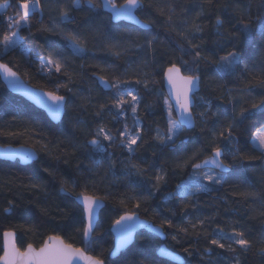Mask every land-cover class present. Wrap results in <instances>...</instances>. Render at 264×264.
I'll list each match as a JSON object with an SVG mask.
<instances>
[{"label":"trees","instance_id":"obj_1","mask_svg":"<svg viewBox=\"0 0 264 264\" xmlns=\"http://www.w3.org/2000/svg\"><path fill=\"white\" fill-rule=\"evenodd\" d=\"M5 3L8 7L4 14L10 13L14 16L17 11V0H0V5ZM41 3L44 6L43 20L40 19V13L35 12L31 16L30 23L18 30L19 36L23 37L18 45L6 50L3 43H0V61L30 86L64 96L66 112L57 124H53L42 111L9 93L0 82V131L13 133L11 136L0 135V145L28 146L37 154V159L28 165H20L17 161L0 160V254L1 234L5 231H13L19 249L29 244L37 248L47 237L59 236L64 243L83 249L89 255L103 258L105 264H129L133 258L139 260L143 257H147L149 264H173L156 256V250L161 242L143 231L136 234L133 243L118 257L109 258L112 246L109 232L111 224L121 214L133 211L153 225H160L165 220L172 222V228L165 226L163 229L164 244L182 258L183 264H208V261L218 260L220 264H232L233 254L228 251L212 246L213 250L210 253L204 252L209 246L207 241L216 238L212 233L218 227L224 228L225 232H230L232 227L242 229L247 233V238L254 242L264 238L262 218L258 216L252 218L256 215L250 211V206H254L252 201L246 202L236 195L244 190L264 194V157L236 163L234 165L236 171L226 178V183L211 185L210 191L200 193L195 198L182 199L176 195L174 199H168L169 196L178 193L177 185L185 182L193 172L190 165L183 169L177 167L174 162L176 157L185 153L190 155L194 148L206 145L211 139L213 128L219 130L231 119L234 111L239 112L241 106L249 107L252 98L258 99L264 95V89L254 88L252 97L247 98L249 103H244L240 90L244 88L246 80L241 79L239 71L235 75H226L220 79L215 76L213 65H201L202 79L200 90L196 95L211 100L212 108L208 110L205 122L197 118V126L192 130L184 131L180 137L184 143L178 142L175 145L176 151L164 149L161 152L152 141L157 127L161 131L166 130L165 96L162 91L163 71L160 70L159 74L152 77L157 81L152 85L154 91L141 89L143 102L138 106L137 116L140 119V127L145 132L146 143L137 151L132 162L142 168L152 164L148 176H154L160 168H164L167 173L165 182H162L159 190L154 191L150 197L147 191H134L123 179L124 165L120 162L128 160L126 150L115 145L107 148V152L114 153L113 159L117 161L116 175L113 176L108 171L107 163L93 164L88 155V151L91 150L86 151L83 147L86 137L81 132V129L87 131L88 128H95L101 122L99 119H94L93 113L99 103L109 101L116 91L112 88L106 91L99 87L95 77L104 76L109 83L135 79L138 78L137 66H142L146 60L151 61L153 55L157 64L162 66H167L170 59L182 55L176 48L175 34L165 26L169 7L175 9L172 14L173 24H178L184 19L192 20L198 12L201 13L198 22L204 27V33L196 34V42L202 44L205 55L216 59L226 51L232 50L235 44L245 61L251 63L259 50L264 47V39L258 33H254L249 42L240 34L241 25L238 23L234 7L239 5L245 8L251 4V15L255 16L260 0H213L212 7H208L205 0H143V7L134 11L137 19L143 21L151 15L159 21L147 30L122 21L112 23L110 16L101 9L98 10V15L93 16L92 12L84 8L73 13L76 23L57 25L54 29L57 32L83 29L87 27L86 21L90 16H93L97 22L103 21L106 30L97 34L94 40L89 37L87 44L89 52L83 58L73 57L70 50L64 47V42L59 36L38 31L44 26H52L49 10L56 8L52 0H41ZM115 3L122 4L123 0H115ZM160 9L164 10L163 16L158 14ZM217 16L223 21L224 33H235L237 36L231 43L224 45L223 50L214 43L218 39L214 35L213 28ZM253 23L255 24V21ZM5 31H8V22L0 15V36ZM154 36L157 37L154 54L131 44V41L143 44L146 38ZM113 37L125 49L119 59L108 51V45ZM50 50L61 52L67 59V75L55 73L53 69V75L50 76L47 70L40 69L37 57L47 58ZM190 58L184 56V59ZM105 66H107L106 70H102ZM144 71L150 72L152 69L145 68ZM182 74L188 73L182 72ZM65 84L67 87H60L57 90V85ZM81 104L84 105V109L79 107ZM146 105H151V109H147ZM218 107L219 116H213L212 112ZM204 110L205 106L197 107L194 109V114ZM113 116H116L115 109L111 113L106 111L103 123L114 131L123 130L125 123L134 130V119L130 108H126L125 114L116 116L115 120ZM77 120H83L86 124H76ZM261 127H264V109H252L248 118L235 127L231 141L223 142L227 160L231 161L232 157L229 153L234 147L246 155H259L258 150L251 145V140L256 130ZM104 143L108 145L109 142ZM74 145L79 147L76 148ZM49 150L51 155L48 154ZM153 152L157 155L153 156ZM210 155L209 146L199 159L202 160ZM56 156L60 159H56ZM96 159L103 161L102 156H97ZM86 167H91L93 171L85 172ZM44 168H49L52 175L44 172ZM64 181L69 182L65 184L69 192L85 191L89 195L107 196V199L103 200L104 207L87 242L83 237L84 221L80 207L72 196L60 192L61 183ZM73 181L76 182V187L72 186ZM86 183L87 188H85ZM32 184L42 187L33 188ZM125 197L129 198L126 201L127 207L120 205V200ZM137 199L143 200L139 209L132 207ZM186 203L190 206L182 211ZM5 209H8L7 213ZM173 212L175 215H172ZM197 219L204 220V224L197 225L196 230H193L190 225ZM184 227L188 228V235L178 232V229ZM174 234L178 235L179 243L172 239ZM222 242L227 243V241ZM239 259L241 264H264V255L259 254L258 244L247 252H239Z\"/></svg>","mask_w":264,"mask_h":264},{"label":"snow or ice","instance_id":"obj_2","mask_svg":"<svg viewBox=\"0 0 264 264\" xmlns=\"http://www.w3.org/2000/svg\"><path fill=\"white\" fill-rule=\"evenodd\" d=\"M52 2L56 4L55 9L49 10V18L52 26H44L38 31L59 36L60 40L64 42V47L70 50L71 55L80 58H83L89 52V48L87 47L89 37L94 40L97 34H100L102 30H106L103 21L97 22L93 18V16L98 15L99 9L110 8L111 16L109 19L111 21H116L121 18H133L134 11L143 7V0H123V3L119 5L115 3V0H99V3H97V0H52ZM205 3H207L208 7H212L213 0H205ZM0 7L7 8L8 5L5 3ZM84 8H87L93 13V16H90L86 21L87 27L80 30L73 29L71 31L57 32L54 30L57 25L76 23V17L73 13L82 11ZM37 11L40 13V19L42 21L44 6L41 0H17V11L15 15L6 17L8 31H5L2 36H0V43H3L6 50L10 46L18 45L20 40L23 39V37L19 36L18 30L28 25L32 14ZM234 11L238 18V23L241 25L240 34L242 36L251 42L253 34L258 33L261 38L264 39V0H260V6L255 16L251 15V4L245 8L235 5ZM168 12L169 15L165 22V26L170 32L175 34L176 48L182 55L178 58L174 57L170 59L167 66L158 65L155 60V55H153L151 61L146 60L142 66H137L136 76L138 78L135 79H123L117 80L114 83H109L106 77H98L102 87L112 88L116 91L109 101L99 103L97 110L93 113L94 119H99L101 122L95 128H88L87 131L81 129V132L86 137L83 147L86 151L91 150L88 151V155L90 159H92L93 164L100 162L107 163L108 171L111 172L113 176L116 175L115 168L117 166V161L113 159L114 153L107 152V148L115 145L126 150L128 153V160L126 162H120L124 165L123 179L127 181L128 185L134 191H147L149 197L154 194V191L159 190L160 184L166 180L167 173L164 168H160L154 176H148L149 170L153 167L152 164H149L146 168H142L132 161L137 151L146 143V141H144L145 132L140 127V119L137 116L138 106L143 102L141 89L144 91H154L152 85L157 82L152 79L154 75L159 74V71L162 70L163 80L171 86V94L164 98L166 130L161 131V129L157 127L155 135L152 137V141L161 152H163L164 149L176 151L175 145H177L178 142L180 144L184 143L180 137L185 129H194L197 126V118H199L201 122H205L208 110L212 108L211 100L207 97H197L196 95L200 90L202 64L204 66L213 65L215 76L220 79H223L226 75H235L237 71H239L241 79L246 80L244 88L240 90L242 93L241 99H243L246 104L249 103L247 98L252 97L254 88L258 87L264 89V47L259 50L251 63L245 61L243 54L235 44H233L232 50L226 51L223 55L214 59L212 56L205 55L202 44L196 42V34L204 33V27L198 22L201 18V13L198 12L196 17L192 20L184 19L178 24H173L172 14L175 12V9L169 7ZM158 14L163 16L164 10L160 9ZM253 21H255V24ZM136 22L140 24L143 29L147 30L159 21L149 15L145 20L141 21L137 19ZM213 28L215 29L214 35L218 38L214 43L221 50H223L224 45L231 43L233 39L237 38L235 33H224L222 30L223 21L219 16L216 17ZM156 42L157 37L154 36L152 38H146L143 44L136 43L135 41H131V44L154 54ZM108 51L116 59H119L125 49H123L121 44L115 41L113 37L108 45ZM184 56H189L191 58L184 59ZM37 59L40 62V69L42 71L47 70L50 76L53 75V69L55 73L67 75L68 61L61 52L50 50L47 58L39 56ZM241 64H243V67H241ZM106 67L107 66L102 70H106ZM145 68H151L152 71H144ZM0 71H2L5 79L12 78L9 81L10 83H17L15 79L16 73L6 64L0 63ZM182 72L188 74H182ZM245 74H247V76H245ZM60 87H67V85H57V90H59ZM70 90L71 89H69V91ZM229 92H231V90H229ZM46 95L48 99L47 108L54 118L66 112V101L64 96L56 95L54 92H48ZM173 97L175 98L174 103L172 102ZM109 104L111 107H109ZM200 106H205V110L194 114V109ZM79 107L84 109L83 104ZM145 107L150 110L152 106L146 105ZM126 108H130L133 114L134 130L130 129L127 123H125L123 130L114 131L103 123V117L106 111L111 113L112 110L115 109L116 116H121L125 114ZM252 109H264V95L260 96L258 99L252 98L249 107L241 106L239 112L234 111L231 119L225 125H222L219 130L213 128L211 130V139L206 145L194 148L190 155L185 153L183 156L176 157L174 162L177 167L183 169L190 165L193 172L183 184L177 185V188L181 189V191L169 196L168 199H174L176 195H179L182 199L195 198L200 193L210 191L211 185H222L226 183V178L236 171L234 168L236 163L264 157V127L253 136V146L258 148L259 155H246L235 147L229 153L232 157L231 161L227 160L225 154L223 142L231 141L235 127L238 123H242L248 118ZM173 112L176 113L175 118H173ZM219 114V107L215 112H212L213 116L218 117ZM116 116L112 117L113 120L116 119ZM76 124L84 125L86 122L77 120ZM0 135L11 136L13 133H4L0 131ZM105 141L109 142L108 145H105ZM209 146L211 147V158L205 157L201 161L199 159L200 155ZM74 147L78 148L79 145H74ZM48 154L51 155V150H49ZM156 155L157 153L153 152V156ZM17 156H19L22 162L33 161L37 158L32 151L9 152L5 150V157L7 159H15ZM97 156H102L103 161L97 160ZM56 159H60V157L56 156ZM202 168L208 170L201 172L200 169ZM43 171L52 175V171L49 168H44ZM84 171L91 172L93 169L91 167H86ZM202 181H207L209 183L205 184ZM67 183L69 182L64 181L61 183L60 192L72 196L75 201L81 205L82 215L86 221L83 227V235L87 242L94 230L96 210L100 207L102 201L107 199V196L89 195L86 194L85 191L78 193L69 192L68 188L65 187ZM31 186L33 188L42 187L38 184H32ZM72 186H77L75 181L72 182ZM87 187L88 184L86 183L85 188ZM236 195L240 196L246 202L251 200L254 206H250V211L256 214L252 218L258 216L262 218V223H264V194L244 190L236 193ZM128 199L127 197L121 199L120 205L127 207L126 201ZM142 202V199H137L132 207L139 209ZM189 206L190 205L186 203L182 211ZM5 211H8V209H5ZM172 215H175V212H173ZM134 218H136V220H134ZM137 221V213L134 211L125 212L119 216V219L113 221V225L116 227L117 231V240L114 250L110 253L111 255H118L121 249L129 244L137 227ZM203 224L204 220L197 219V221L190 226L193 230H196L197 225L203 226ZM165 226L172 228L173 224L170 220H165L160 225L152 226L151 231L160 232ZM178 232H183L185 235H188V228H180ZM3 235L5 238L4 255L0 256V260L3 261V264H74V260L76 259L84 260L86 264H105L103 258L86 255L83 250L74 248L71 244L64 243L59 236H49L38 251L33 249L32 245L29 244L27 248L21 252L20 249L16 248L14 245L11 248L9 247L8 238L13 236L12 232L6 231ZM205 235L207 236V232H205ZM212 235L216 236V238L207 241L209 246L204 249V252L210 253L213 250L212 246L228 251L233 254L232 264H241L239 252H247L257 244L259 254L264 255V238H261L258 242H254L247 238V233L244 230L238 229L237 227H232L230 232H225L224 228L218 227L213 230ZM172 239L177 243L180 242L176 234L172 236ZM222 241H227V243H223ZM161 251L166 250L162 249ZM185 251L187 250L185 249ZM189 255H191V253H189ZM176 259L180 260L181 264H183L182 258L176 257ZM129 264H149V262L147 257H143L139 260L133 258ZM208 264H220V262L219 260L216 262L208 261Z\"/></svg>","mask_w":264,"mask_h":264},{"label":"water","instance_id":"obj_3","mask_svg":"<svg viewBox=\"0 0 264 264\" xmlns=\"http://www.w3.org/2000/svg\"><path fill=\"white\" fill-rule=\"evenodd\" d=\"M101 10L103 12H105L106 14H108L109 16H111V9L110 8H101ZM136 20H137V17L135 16V13H133V18H131V19H129V18H121L119 20L111 21V22L112 23H117V22L122 21V22H124L126 24L135 26V27H137L139 29L146 30V29H143L142 26L136 22ZM0 63H2V62L0 61ZM2 64H4V63H2ZM11 79L12 78L5 79L2 71H0V82H1V84L4 86V88L9 93L20 97L21 99H23L24 101H26L27 103H29L30 105H32L33 107H35V108L39 109L40 111H42L45 114V116L47 117V119L51 123L57 124L61 120V118L63 116V113H61V115L59 117L54 118L53 115L49 112V110L47 108V103H48V99H47V95H46L48 93L47 91H43L41 89H37V88H34V87L30 86L17 73H16V77H15L17 83L16 84L10 83L9 81ZM95 79H96L99 87L103 88L106 91L110 90V88H104V87H102V85L100 84V82L98 80V77H95ZM162 88H163L165 97L171 94V86L168 85L167 82L163 80V74H162ZM172 102L173 103L175 102V98L174 97H173V101ZM173 116L175 118V116H176V113L175 112H173ZM185 130H187V129H185ZM5 150H8L9 152L32 151L35 154V156L37 157V154L34 151V149H32L31 147H28V146L0 145V160H2V161H7V162L17 161L18 164H20V165H28V164L34 162L37 159L36 158L35 160L28 161V162H22L20 160L19 156H17L15 159H7L5 157ZM208 158L210 159L211 158V155ZM209 167H211V166H209ZM204 169L205 168H202L200 170H204ZM74 201H75V199H74ZM75 203L78 206L81 207V205L79 203H77L76 201H75ZM103 207H104V202L102 201V203L100 204V207L96 210V215H95V218H94V227H95V225H96V223L98 221L99 213H100V211L102 210ZM6 213H7V211H6ZM137 217H138L137 227H136L135 232L133 234V238L129 242L128 245H126L123 249H121L120 253H122L124 250H126L133 243L134 238H135V236H136L137 233L143 231L145 233H148V234L156 237L161 242V244L159 245L158 249L156 250V256L157 257H159L160 259L166 260L169 263L181 264V261L178 260V259H176V257H180V256L177 253L172 252L171 250H169L165 246V244H164L165 234H164L163 230L160 231V232H153V231H151V227L152 226H157V225H153L148 220H146L144 218H141L138 214H137ZM117 219H119V217ZM134 220H136V218H134ZM83 221H84V224H85L86 221L84 220V218H83ZM8 232H12L13 233V236L8 238L9 247L11 248L14 245L16 248H18L17 245H16V235H15V233L13 231H8ZM109 232H110L111 237H112V246H111V249H110V252H109V258L110 259H114V258L118 257L120 253L118 255H115V256H113V255L110 254L111 251L114 250L115 245H116V240H117V231H116V227L113 225V223L111 224V226L109 228ZM3 234H4V232L1 234V254H0V256H3L4 255V242H5V238H4V235ZM83 237H84V235H83ZM47 239H48V237L43 241V243L41 244V246H39L37 248H35V247L32 246L33 249H35V250L38 251L44 245V243H45V241ZM27 246H25L23 249H20V251L23 252L27 248ZM162 249L163 250H166V251H161ZM81 250H83V249H81ZM85 254L86 255H89L86 252H85ZM0 264H3V261L2 260H0ZM74 264H86V262L84 260H81V259H76V260H74Z\"/></svg>","mask_w":264,"mask_h":264},{"label":"rangeland","instance_id":"obj_4","mask_svg":"<svg viewBox=\"0 0 264 264\" xmlns=\"http://www.w3.org/2000/svg\"><path fill=\"white\" fill-rule=\"evenodd\" d=\"M2 5H4V4H2ZM2 5H0V6H2ZM7 8H3V7H0V14L1 13H4L5 12V10H6ZM7 15H10V13L9 14H6V16ZM10 47H13V46H10ZM173 118H174V116H173ZM129 128L131 129V126H129ZM262 128V127H261ZM261 128H259L258 130H256V132L254 133V134H256ZM254 136V135H253ZM258 143V142H257ZM251 145L253 146V137H252V140H251ZM254 147V146H253ZM255 149H257L258 150V148H256V147H254ZM263 167H264V161H263ZM204 171H207V170H204ZM203 183H205V184H207V183H209V182H207V181H202ZM184 183V182H183ZM182 183V184H183ZM179 191H181V189H178V192Z\"/></svg>","mask_w":264,"mask_h":264},{"label":"built area","instance_id":"obj_5","mask_svg":"<svg viewBox=\"0 0 264 264\" xmlns=\"http://www.w3.org/2000/svg\"><path fill=\"white\" fill-rule=\"evenodd\" d=\"M0 15L3 16V18H4L5 20H6V17H7V16H13L12 14L6 16L4 13H1ZM6 21H7V20H6Z\"/></svg>","mask_w":264,"mask_h":264},{"label":"flooded vegetation","instance_id":"obj_6","mask_svg":"<svg viewBox=\"0 0 264 264\" xmlns=\"http://www.w3.org/2000/svg\"><path fill=\"white\" fill-rule=\"evenodd\" d=\"M163 74V73H162ZM162 91H163V88H162ZM163 94H164V91H163ZM165 96V95H164ZM205 170H208V169H205ZM73 200H74V198H73ZM75 202V201H74ZM80 207V206H79ZM80 209H81V212H82V208L80 207ZM83 216V215H82ZM166 246V245H165Z\"/></svg>","mask_w":264,"mask_h":264}]
</instances>
